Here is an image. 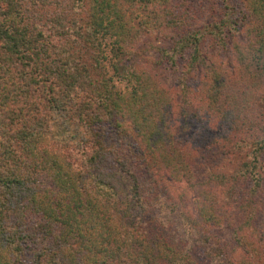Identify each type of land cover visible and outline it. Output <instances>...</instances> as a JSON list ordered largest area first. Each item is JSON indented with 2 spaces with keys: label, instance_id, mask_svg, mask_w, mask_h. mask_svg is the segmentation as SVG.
Returning <instances> with one entry per match:
<instances>
[{
  "label": "trees",
  "instance_id": "obj_1",
  "mask_svg": "<svg viewBox=\"0 0 264 264\" xmlns=\"http://www.w3.org/2000/svg\"><path fill=\"white\" fill-rule=\"evenodd\" d=\"M259 79L264 0H0V264H264L242 232L264 184ZM55 113L82 145L48 138ZM242 144L199 177L206 147L229 163ZM211 181L239 190L242 226Z\"/></svg>",
  "mask_w": 264,
  "mask_h": 264
},
{
  "label": "rangeland",
  "instance_id": "obj_2",
  "mask_svg": "<svg viewBox=\"0 0 264 264\" xmlns=\"http://www.w3.org/2000/svg\"><path fill=\"white\" fill-rule=\"evenodd\" d=\"M141 16L138 18V20L141 18ZM142 51L144 48H141ZM140 51V50H139ZM140 52H138L139 54ZM167 81L169 83L171 80L167 78ZM263 79L258 80V84L260 87L261 92L264 94V85H263ZM171 84V85H172ZM173 89V88H172ZM179 111V110H178ZM215 121H211L213 124ZM224 131L225 129L222 128ZM47 135L50 140L53 142L65 144V145H73V147H79L83 144V142L87 139V132L86 129L81 125H73L70 124L68 121L65 120L64 114L62 113H55L51 116L49 120V124L47 127ZM245 137V136H244ZM245 140V139H244ZM219 142V141H218ZM225 143H222L224 145ZM232 152L226 151L230 153V161H223L221 158L213 159L211 157L212 155L208 152L206 147V155H209L206 162H208V165L202 168V172L199 174L200 178H203L207 175H214L215 174H229L232 172L233 166L238 161L237 159L241 157L243 154H246L248 152L247 147L245 144H242V149L240 150V155L236 153V150L234 151V145L226 147L224 146V151L228 149ZM202 156L205 155L202 154ZM264 159V156L262 157ZM237 160V161H236ZM208 181V180H207ZM211 189L217 191L218 194H220L219 199L222 204V206L230 211V218L233 220L235 225L242 226V224L246 221V213L242 214L239 212L238 209H236L235 204L238 200L239 196V190L234 189L232 194L229 192L227 186L222 188L218 185H215L214 181H211L210 183ZM168 191L170 195L172 196V199L178 203L180 206L183 207V209L189 213L192 214V208H193V196L189 189L184 186L183 184L176 186L174 183H168ZM228 194V195H227ZM230 195V196H229ZM255 214V215H254ZM254 214L251 215V220L249 221V224H245L242 228V232L244 234H251L253 236V240L259 244L260 250L257 251L260 252L264 257V184L262 187V192L260 193V197L257 199V209L254 211ZM217 232V238L220 240L221 245L224 244V250L225 255L228 257L229 261L236 263L240 256L242 255V252L240 249L235 248L231 236L228 233L227 229L224 228H217L215 229ZM215 232V231H213Z\"/></svg>",
  "mask_w": 264,
  "mask_h": 264
},
{
  "label": "clouds",
  "instance_id": "obj_3",
  "mask_svg": "<svg viewBox=\"0 0 264 264\" xmlns=\"http://www.w3.org/2000/svg\"><path fill=\"white\" fill-rule=\"evenodd\" d=\"M164 226L167 227L168 225L165 224ZM184 227H185V229H186V234H190V232H191V227H190V225L187 223V221L184 222Z\"/></svg>",
  "mask_w": 264,
  "mask_h": 264
}]
</instances>
